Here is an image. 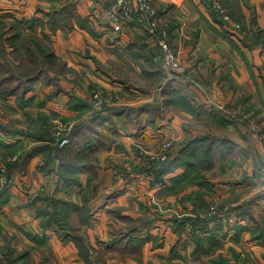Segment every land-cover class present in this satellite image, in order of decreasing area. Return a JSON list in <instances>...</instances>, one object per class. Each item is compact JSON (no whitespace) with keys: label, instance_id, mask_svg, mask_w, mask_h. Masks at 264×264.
Returning <instances> with one entry per match:
<instances>
[{"label":"crops","instance_id":"1","mask_svg":"<svg viewBox=\"0 0 264 264\" xmlns=\"http://www.w3.org/2000/svg\"><path fill=\"white\" fill-rule=\"evenodd\" d=\"M152 1L183 73L163 68L155 39L136 15L121 25L108 18L112 0H0L4 31L15 21L30 31L25 25L35 20L32 33L47 35L66 68L35 79L19 99L0 95V143L15 149L3 158L14 185L0 202V246L26 250L37 264H112L117 253L124 264H175V254L187 251L169 219L192 206L164 190L183 168L174 165L156 181L138 170V148L153 150L163 140L172 142L169 159L189 137L210 136L213 148L231 149L218 161L226 163L219 174L205 178L210 198L230 209L245 204L253 216L264 210V0H221L230 24L239 25L234 32L207 0ZM58 8L62 20L48 28L47 13ZM93 89L116 99L90 110ZM39 114L51 127L73 122L70 145L39 139ZM247 118L258 123L260 141ZM51 199L72 205L69 235L81 237L84 257L44 222ZM234 220L229 231L218 217L207 224L231 263L228 248L239 249L236 242L247 237L244 219Z\"/></svg>","mask_w":264,"mask_h":264},{"label":"trees","instance_id":"2","mask_svg":"<svg viewBox=\"0 0 264 264\" xmlns=\"http://www.w3.org/2000/svg\"><path fill=\"white\" fill-rule=\"evenodd\" d=\"M56 14H58V16H56ZM60 20H62V17H60L59 8L47 13L46 23L48 28H53L57 21ZM35 23V20L27 22L25 26L30 29V31L27 30L24 32L22 29V23L15 21L11 23L8 32L0 35V66H2L3 69H6V66L13 65L11 68L16 69L17 71V74H13V71L7 68V73L12 75L0 79V95L2 96L8 94H20L18 97H22V95L31 88V84L35 79L39 77H46L49 79L48 70L54 72L55 74L63 73L66 70L63 62L50 49L47 35H45L42 30L40 31V35L32 33V27ZM7 60L9 62H7ZM12 80H14V84L10 85V81ZM218 119H220V116ZM36 122H40L39 124L47 122V116L45 114H39ZM50 126L51 125L46 124L45 129L50 128ZM0 129H2L1 124ZM2 130L4 131V128ZM47 134L42 132L37 137L39 139L46 140L47 142H50V140L54 142L53 138ZM209 137L210 136H197L193 138H185L181 141L180 148L175 158H168L166 161L158 165L157 168L142 167L141 170L143 169L145 171H149L153 176V181H156L161 178L163 173H168L174 165H177L183 168L181 172L183 175L178 177L181 174L180 173L172 177L171 181H174V183L177 181L188 183L192 180L196 184L199 183L200 185L203 184L209 187L211 186V183L207 182L203 175L200 176L198 180L193 179L191 176L192 173L193 175H197L200 173L201 169L204 170L208 167L207 163H209L211 149L213 148V141L210 140L211 138L207 139ZM11 148V146L0 143V156L2 158H6L8 155L15 152V149L11 150ZM31 150L33 151L34 149ZM31 150H28L25 155H29ZM198 161L200 165L197 164ZM6 168H8L7 162ZM7 174L9 175L8 172ZM174 186L175 185L171 183L170 188L173 190ZM8 193L7 189L0 190V202H3V200L7 198ZM197 197H200V195ZM50 204L52 206V212L45 216L44 222L46 224H50L55 229L59 237L63 238L68 236L77 246L81 256L84 257L86 249L82 243L81 237L77 235H69L67 211L72 205L67 204L64 201L54 199L50 200ZM83 208L84 206L82 209ZM120 234L123 235V233ZM207 240V244L210 246L207 247L206 253L212 252L211 250H213V247L216 244V240L213 238H207ZM210 241L214 242L210 243ZM198 244L200 243L198 242ZM233 254L235 258L238 259V256L235 253ZM28 256V251H17L15 248L11 247L9 243H3L0 246V264H25L26 262L29 264H31V262L32 264H37L33 261L29 262L30 260ZM212 262L213 264H230V262L222 254L214 257Z\"/></svg>","mask_w":264,"mask_h":264},{"label":"rangeland","instance_id":"3","mask_svg":"<svg viewBox=\"0 0 264 264\" xmlns=\"http://www.w3.org/2000/svg\"><path fill=\"white\" fill-rule=\"evenodd\" d=\"M4 27H5V22L0 21V35H3L5 33ZM7 62H9V61L7 60ZM12 66L13 65H11V66L8 65V66H6V69H3V67L0 66V79L6 78L9 75H12L10 73H7L8 69H11L13 71V74H17L16 69L11 68ZM48 71H49V73H48ZM48 71H47L48 75L50 73L52 74V72L50 70H48ZM13 84H14V80L10 81V85H13ZM10 85H8V86H10ZM91 91H92L91 92V95H92V93L94 92V89ZM96 92H100V91L96 90ZM14 95L17 99L21 98V97H18V96H20V94H17V95L14 94ZM92 102H93V99L91 97L90 98V108H89L90 110L94 109V108L92 109V105H91ZM102 106L104 107V105H102ZM98 111H95V112H98ZM64 123L67 124L68 122H64ZM255 123L258 126V123L257 122H255ZM46 124H48V123L44 122V123L40 124L39 128L36 129V131H38V129H39V132L37 134L45 132L46 134L48 133L49 136L51 137L50 128L45 129ZM71 124L74 126L73 122H71ZM57 125H59V123H57ZM58 127L60 128L62 126L59 125ZM258 128H259V126H258ZM72 129H73V127L71 128L70 133L72 132ZM260 133H261V131L259 130V134ZM221 135L229 137V135H226L225 133H221ZM69 137H70V134H69ZM70 143H71V140L66 145H64L62 147L68 146V145H70ZM54 144L56 145L55 142H54ZM56 146H58V145H56ZM62 147H60V148H62ZM229 151H231V149L220 148V150H218L216 148H212L211 153H210L209 163H207V166H208L207 168L210 169L211 167H213L214 169L209 170L208 172L201 169L200 173H198L197 175H193V173H192L191 176L193 177V179L198 180L200 178V176L203 175L208 180L210 178V176H213L214 174H216V175L219 174V172L217 173L216 170L219 167L222 170L223 169L222 167H225V165H226V163L223 166L219 165V162L224 161L225 155ZM168 154H169V152H168ZM168 158H169V156L167 157V159ZM0 160H2L6 165V160H4L2 157H0ZM197 164L200 165L199 161L197 162ZM142 167L148 168L147 166H143V164L142 165L140 164L138 167V170ZM7 172H8V170H7ZM147 172H149V171H147ZM149 174L151 175L150 172H149ZM181 175H183V173H181L178 177H180ZM151 179H152V177H151ZM168 183L170 185H168L165 188L164 192L170 193L171 195L173 193H175L176 194V200L179 203H181L182 200H184V199H190L191 206H192L190 212L176 213L172 216V219L171 218L169 219V221L173 223L172 229H173V232L175 233L176 238L178 237V239H181V242L179 244L181 246H179V248L183 251V253L185 255H186V251H187V256L177 255V254L175 255L176 256L175 257V264H213L212 259L214 257H216L217 255L223 253L222 250H220L222 247V243H221L219 237H216L217 235L215 234V232L207 226L209 221H212L213 219H215L217 217L219 218V220L221 221L222 224L227 225L226 231H229L232 229L229 226L234 227V221H235L234 219L243 218L244 222H245L244 223L245 225H240V226H241V228H246L245 231L247 233V237L244 239L241 238V239H239L238 242H236L237 247H239V249H235L232 246H230L228 248V251L230 252L229 257L232 258L233 263H231L229 261L228 257H226L227 254H224V255L222 254L230 262V264H264V210L259 211V212H255L254 216H253V214L248 211V207L245 204H243V205L241 204V206L238 209H235L234 207H233V209H230L229 206L225 207V206H223L222 203L210 198V196L212 195V192H213L212 184H211V186L208 187V186L203 185V184H201V185L199 183L196 184L192 180L189 181L188 183H182V181H177L174 183V181H171V183H173V185H175L173 190H172L170 188V186H171L170 181ZM206 187L210 190V192L207 193L205 191ZM186 188H190L191 190L189 189V191L187 192V195L184 196L183 190ZM170 191H172V192H170ZM198 195H200V197H197ZM204 195H207L210 199L205 201ZM35 197H36V195H35ZM35 197H32L29 200L32 201L33 199H35ZM260 197H261V195H257V198H260ZM49 205L51 206V204H49ZM51 212H52V206H51ZM232 217H233V219H232ZM232 220H234V221H232ZM248 222H249V224H248ZM248 225L250 227H248ZM238 229L240 232L241 229L237 228V230ZM222 235L223 236L226 235L225 230L222 231ZM207 238L215 239L216 244L213 247V250H211L212 252L206 253L207 247L210 246L209 244H207V241H208ZM235 240H236V238L231 240V241L235 243ZM198 242L200 244H198ZM213 242L214 241H210V243H213ZM247 243H251L254 247L253 248L254 250L253 249L249 250L248 249L249 246ZM173 249H174V247H173ZM173 252H174V250H173ZM233 253H235L238 256V259L235 258ZM121 258L122 257L118 256V253H117V256L115 258L116 262H113L112 264H124L122 262ZM29 262H31V261H29ZM25 264H29V263L26 262ZM31 264H32V262H31Z\"/></svg>","mask_w":264,"mask_h":264},{"label":"built area","instance_id":"4","mask_svg":"<svg viewBox=\"0 0 264 264\" xmlns=\"http://www.w3.org/2000/svg\"><path fill=\"white\" fill-rule=\"evenodd\" d=\"M112 10L108 11V18L115 24H123V22L132 16L136 15L144 24L147 33L155 39L160 50L162 66L169 72L183 73L185 66L181 59L177 56L171 41L167 38L166 32L159 28L158 12L153 5L152 0H112ZM212 13L222 21L228 32L239 30L238 24H230V15L221 0H207ZM93 111L100 110L102 105H111L116 99L112 94H103L94 91L91 95ZM247 125L250 128L252 138L259 141V128L253 118L246 119ZM50 126V134L56 145L62 147L69 142L70 130L73 127L71 122ZM53 128V129H52ZM172 147L171 140H163L155 149L146 150L142 147L138 148V153L141 156L143 166L157 167L163 163L167 157L169 149ZM14 185V180L7 174L5 163L0 160V190L7 189ZM36 192L29 194L30 198L35 197Z\"/></svg>","mask_w":264,"mask_h":264}]
</instances>
